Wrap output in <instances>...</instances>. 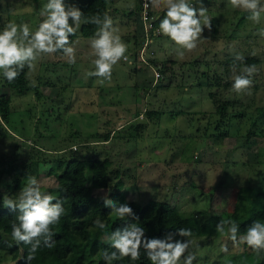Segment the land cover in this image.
Here are the masks:
<instances>
[{"label":"rangeland","instance_id":"obj_1","mask_svg":"<svg viewBox=\"0 0 264 264\" xmlns=\"http://www.w3.org/2000/svg\"><path fill=\"white\" fill-rule=\"evenodd\" d=\"M46 3L0 0V30L10 21L29 23L34 30L44 19L40 10ZM191 3L196 7L201 0ZM202 3L212 18V28H204L198 47L180 59L174 42L156 34L152 45L168 52L161 60L166 67L155 59L156 63L141 69L142 76L149 78L153 69H160L161 75L171 78L170 86L161 77L157 85H138L135 93L133 73L127 70L131 66L123 60L115 66L111 81L89 77L86 73L94 69L90 50L76 53L82 59L75 64L57 53L43 57L34 72L26 70V88L0 84L10 108L8 121L0 123L1 197L7 194L16 199L22 189L17 183L25 158L39 161L30 172L43 190L55 186L48 168L54 169L57 157L68 155L108 159L107 186L93 192L102 205L105 194L109 198L116 192L125 201L161 200L179 211L198 214L205 210L224 220L237 187H264V37L258 34L264 17L255 24L247 18L248 12L233 8L229 0ZM134 25L126 31L118 26L123 29L120 35H132L134 29L138 35L141 23ZM86 40L89 44L90 39ZM128 46L126 55L133 59L135 45ZM236 53L254 61L234 72L227 60ZM170 58L176 62L173 66L167 64ZM253 64L258 72L251 95L236 94L233 76ZM220 104L224 115L216 110ZM150 109L164 113L156 119L146 114ZM132 113L141 118L127 120ZM6 187L10 188L7 192ZM192 239L191 250L197 257L193 264H264V258L253 257L251 248L233 243L226 233ZM0 264H14V260L0 250ZM144 264L151 261L147 258Z\"/></svg>","mask_w":264,"mask_h":264},{"label":"clouds","instance_id":"obj_2","mask_svg":"<svg viewBox=\"0 0 264 264\" xmlns=\"http://www.w3.org/2000/svg\"><path fill=\"white\" fill-rule=\"evenodd\" d=\"M235 9L249 13L247 17L255 24H260L264 17L262 0H229ZM151 4L155 8H163L165 14L159 22L158 34L169 38L177 46L176 54L183 59L185 52L191 53L202 39L204 28L211 31L212 18L207 14V8L193 6L191 0H145V7ZM44 19L33 30L29 23L8 22L0 30V74L12 83L28 69L34 72L43 57L60 52L65 62L76 63V47L70 37L75 36L81 27L83 11L75 4L66 0H47L40 10ZM85 23L97 26L93 37L89 40L91 51L89 57L94 66L86 73L89 77H97L111 81L115 66L121 61H127L128 44L120 35V29L114 26L108 13L100 14L84 20ZM258 34L264 37V28ZM245 57L236 53L233 60V71H236V61L243 62ZM256 65H245L239 74L233 76L232 90L236 94L251 95L253 77L257 74ZM33 86L35 81L31 82ZM105 207L119 219L134 218L133 208L128 203L115 202L105 194L102 197ZM55 201V202H54ZM3 206L18 213L17 222L11 225V237L16 245H28L26 261L28 264L35 259L36 253L42 248L55 246L53 228L59 224L65 214V208L60 199L51 192L42 191L40 181L36 176H29L26 185L19 191L16 199L4 194ZM96 228L104 232V240L110 242L115 251L105 249L102 259L105 264H113L124 258L137 261L144 250L151 264H193L197 259L192 251L195 241L189 228H179L168 232L162 238H149L145 228L137 223H127L123 228H117L110 233L101 219L94 221ZM216 231L228 235L233 243H244L257 255L264 252V222L254 221L245 234L240 235L239 225L233 220H221L216 225ZM187 238L176 240L175 236ZM198 247V245H196ZM223 251L227 252L225 247Z\"/></svg>","mask_w":264,"mask_h":264},{"label":"trees","instance_id":"obj_3","mask_svg":"<svg viewBox=\"0 0 264 264\" xmlns=\"http://www.w3.org/2000/svg\"><path fill=\"white\" fill-rule=\"evenodd\" d=\"M69 4L77 5L84 13L81 27L75 36L70 37L71 41L84 38H92L97 26L90 23H85L89 17L100 14L101 18L104 13H108V0H67ZM141 23V32L137 36L134 43H137L138 38H144V31L139 15V0L137 7L131 11ZM160 17H155L152 21V30L158 26ZM137 50L133 54H137ZM58 55H62L57 52ZM234 57H228V62L233 65ZM254 59L245 57L243 62L236 61V67L242 64L253 62ZM169 62V61H168ZM162 67H166V62L162 63ZM163 70L165 68H162ZM26 70L12 83H8L2 76L0 78L1 86H8L15 89L26 88L28 79ZM161 73V70L157 68ZM162 76V75H161ZM160 76V77H161ZM158 77V78H160ZM157 78V79H158ZM157 85V84H156ZM170 86V84H167ZM163 87V86H162ZM217 112L224 115V106L222 104L216 106ZM162 110L157 111L150 109L146 111L149 116H154L160 119ZM10 114L9 97L7 93H0V122L4 124L8 121ZM264 116V110H263ZM105 140L108 139L109 133H103ZM37 159L31 160L25 158L22 161L24 171L17 185L21 188L25 186V181L29 176H36L31 173L30 169L37 166ZM109 166L108 159L97 157H77V156H59L57 157V165L48 168L47 173L52 174L55 179L53 188H44L42 191L51 192L54 196L60 199L65 208V214L62 216L58 225L53 228L55 233V246L53 248L42 247L30 264H105L102 259V253L105 249L115 251L111 247L110 242L104 240V232L95 227L94 221L101 219L106 224V231L109 233L117 228H123L127 223H137L145 228V235L149 238H162L168 232H175L179 228H189L192 230V237H209L222 236L224 234L216 231V225L222 220L219 215L201 210L198 214L193 211H179L174 206L161 200L150 199L144 204L125 201L119 199L118 194L114 192L109 195V199L119 202L128 203L135 213L134 218L119 219L111 212L110 208L96 202L94 198V190L105 188L107 186L106 170ZM39 170L36 169V174ZM10 188L6 187L5 192ZM0 192V250L8 254L14 264H28L26 256L28 254V245H16L11 237V225L17 222L18 213L11 211L9 208L2 205L3 197ZM55 202V201H54ZM224 220H233L239 225L238 235L245 234L247 228L251 224L259 220L264 222V187H237V191L232 196V205L227 207ZM226 233V232H225ZM6 235V236H5ZM179 237L178 235L174 237ZM253 257L260 260L264 258V252ZM147 255L141 249V257L137 261H131L129 258H124L118 261H113V264H144ZM226 261L224 264H230ZM242 264V263H239ZM263 264V263H262Z\"/></svg>","mask_w":264,"mask_h":264},{"label":"crops","instance_id":"obj_4","mask_svg":"<svg viewBox=\"0 0 264 264\" xmlns=\"http://www.w3.org/2000/svg\"><path fill=\"white\" fill-rule=\"evenodd\" d=\"M198 4H199V6H196V7L199 8L202 6L201 3H198ZM202 4L205 5V3H202ZM107 5H108L107 9L109 12L108 15H110L112 17L114 26H116V27L122 26L123 28H125L124 31H126L128 28H130L131 25H133V28H136L134 25L136 23H138V25H140L137 17H135L133 12H131V11L136 9L137 0H108ZM204 5H203V7L206 6V5L205 6ZM150 7L152 9L154 16L160 17L159 18V22H160V19H162L164 14H165V12L161 11V10H164V9L152 7L151 4H150ZM159 11H161V12H159ZM158 29H159V23H158V26L152 32L151 38L148 41H145V44H143L144 38L142 36L140 38V41H138V44L134 43L136 40L135 38L137 36H139V33H138V35L136 34L135 29H134V33L132 35H122L121 34V37L124 40V42H126L128 44L131 42L134 43L135 49L133 51H135L137 49V46H139L137 49L138 53L137 54L132 53V55H131L133 57V59L128 58V60L126 61L127 64L129 66H131L129 69L127 68L128 73H130L131 71L133 73L132 74L133 78H134L133 91L137 89L138 85H142V84H144V85L149 84L150 86H152L153 84L156 85V84H158L159 79L161 77L165 78L163 75L158 79H153V75L150 76L151 78H149L148 76L143 77L142 72H141V69L144 68L145 66L148 67L147 65L154 63V62L156 63L157 61H155V59L160 60L159 61L160 64L164 63V61H161V60L164 58L165 55L166 56L168 55V52H165L164 48L157 47V46L153 47V45H152L156 34H158ZM122 31H123V29L120 30V32H122ZM160 36H164V35H160ZM86 39H91V38H84V39H80V40L76 41V43H75L76 53H83V51L87 53L89 50L91 51L90 48L88 49L89 44L85 43L87 41ZM147 47L151 51L147 52V50H148ZM156 50H159V52H157ZM133 51H131V52H133ZM141 52H143L145 54V56ZM141 56L143 58H141ZM76 57H77L76 60L82 59L81 54H79V56L76 55ZM170 60H172V61H169L167 64L169 66H173L176 62L174 61V59L170 58ZM165 79H166L167 84H171V81H170L171 78H165ZM129 81H130V83H132V78H130ZM137 81H139L140 83H137ZM164 84L165 83H163L161 85L163 86ZM162 86H160V87H162ZM134 92L136 93V91H134ZM137 113H139V111ZM132 115L133 116H130L127 120L132 121V119L134 120L135 118H141V115H139V114L137 115V114L132 113Z\"/></svg>","mask_w":264,"mask_h":264},{"label":"built area","instance_id":"obj_5","mask_svg":"<svg viewBox=\"0 0 264 264\" xmlns=\"http://www.w3.org/2000/svg\"><path fill=\"white\" fill-rule=\"evenodd\" d=\"M139 15L144 31L143 44H145V41H148L150 39L149 31L152 30V21L154 19V14L152 12L150 4L147 8L145 7V0H139ZM141 58L143 57L141 56ZM160 76V72L157 70V68L153 69V79H157Z\"/></svg>","mask_w":264,"mask_h":264}]
</instances>
